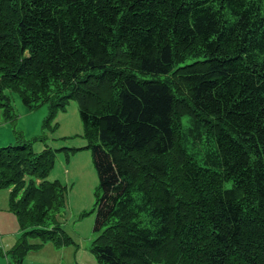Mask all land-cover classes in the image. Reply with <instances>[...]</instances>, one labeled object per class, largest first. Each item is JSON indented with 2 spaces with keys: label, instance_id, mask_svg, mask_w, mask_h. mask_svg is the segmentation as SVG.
Listing matches in <instances>:
<instances>
[{
  "label": "trees",
  "instance_id": "trees-1",
  "mask_svg": "<svg viewBox=\"0 0 264 264\" xmlns=\"http://www.w3.org/2000/svg\"><path fill=\"white\" fill-rule=\"evenodd\" d=\"M6 91L47 105L46 122L77 103V150H91L102 191L98 264H264V0H0L9 111ZM203 135L199 164L184 141ZM33 142L0 147L15 264L72 242L56 220L65 187L47 180L58 150Z\"/></svg>",
  "mask_w": 264,
  "mask_h": 264
},
{
  "label": "rangeland",
  "instance_id": "rangeland-1",
  "mask_svg": "<svg viewBox=\"0 0 264 264\" xmlns=\"http://www.w3.org/2000/svg\"><path fill=\"white\" fill-rule=\"evenodd\" d=\"M164 75L138 73V78L147 80H163ZM11 110L0 109V147L14 145L20 139L33 140L32 148L41 152L45 146L55 151L54 166L47 180L58 181L65 187L64 207L56 214V220L72 242L67 246H56L44 243L37 250H29L21 264H98L92 252V244L101 231L94 230L96 211L102 196L99 175L92 152L83 137V126L79 116V108L74 100H69L63 110L55 113L48 122L49 108L41 105L34 109L27 108L15 92L6 91ZM12 111V113H11ZM183 129L189 126L188 118H182ZM40 135L46 136L45 142L36 141ZM186 150L199 164L207 160L209 143L203 135L202 141L188 138L184 141ZM10 189L0 190V214L10 217L12 223L7 226L3 235L5 241L13 239L11 247L1 244L0 264H15L12 248L21 235L18 221L8 209ZM1 225V220H0ZM31 244L39 243L31 239Z\"/></svg>",
  "mask_w": 264,
  "mask_h": 264
},
{
  "label": "crops",
  "instance_id": "crops-1",
  "mask_svg": "<svg viewBox=\"0 0 264 264\" xmlns=\"http://www.w3.org/2000/svg\"><path fill=\"white\" fill-rule=\"evenodd\" d=\"M0 220H1V225H0V237H2V239H3V241H4V242H1V244L4 245V244L6 243V244L9 245L7 248H9V247H11V245L13 244V239H12V238H8V239L5 241V239L3 238V235L9 233V232L6 231V228H7L8 225H10V224L12 223V221H11L10 217H8V215H6V214H0ZM5 247H6V246L4 245V248H5Z\"/></svg>",
  "mask_w": 264,
  "mask_h": 264
}]
</instances>
